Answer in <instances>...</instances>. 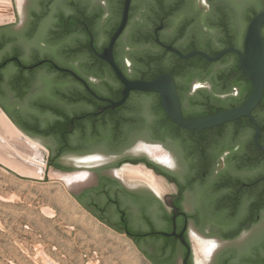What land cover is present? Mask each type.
I'll use <instances>...</instances> for the list:
<instances>
[{"label":"flooded vegetation","instance_id":"1","mask_svg":"<svg viewBox=\"0 0 264 264\" xmlns=\"http://www.w3.org/2000/svg\"><path fill=\"white\" fill-rule=\"evenodd\" d=\"M26 3L24 24L18 11L19 20L0 33V40L7 38V105L19 113L24 125H66L76 149L61 152L58 137H47L56 144L49 168L59 170L56 164H60L69 172L77 171L61 159L88 155L101 147L106 159L140 139L164 152L127 154L92 168L94 182L75 197L77 201L92 206L93 215L103 217L104 225L130 239L149 264H158L160 257L182 264L188 253L182 239L191 248L188 264H197V242L219 247L211 264H264V151L255 143L254 124L242 118L202 131H171V125L153 110L154 97L160 100L157 93L143 99L147 92L134 91L122 106L110 108L121 100L118 92L124 86L100 55L121 23L125 0ZM244 11L248 21L251 8L236 6L233 0H132L127 26L114 46L115 62L129 80L172 76L183 114L197 108L192 100L238 98L239 87L221 92L216 85V76L239 67L237 55L227 54L216 62L200 55L184 56L201 51L215 57L228 48L243 51L249 26L247 21L242 24ZM35 47L55 48L61 62L41 60ZM30 53L35 57L29 60ZM204 60L212 65L210 72ZM35 69L54 83L48 87L45 82L40 95L33 85ZM23 89L30 105L37 103L35 110L19 103ZM144 101L149 105L141 106ZM253 117L264 147L261 104ZM124 166L140 167L158 186L128 182L114 174ZM104 181L108 184L103 187Z\"/></svg>","mask_w":264,"mask_h":264},{"label":"water","instance_id":"2","mask_svg":"<svg viewBox=\"0 0 264 264\" xmlns=\"http://www.w3.org/2000/svg\"><path fill=\"white\" fill-rule=\"evenodd\" d=\"M256 1L257 0H233V3H235L236 6L241 5L242 7L251 8V11L254 6L257 10H262V4H258L259 1ZM3 2V6L5 7L6 11L0 13V16H4L3 19H0V33L7 31V25L14 24L16 20H19L18 11L20 12V20L23 25L25 21L24 11L27 8L26 0H3ZM131 2L132 0H125L121 23L116 32L111 37L108 47L104 50L103 54L100 55L102 59L107 61L112 66L118 79L124 86L121 100L111 104L110 108L122 106L129 98L131 92L136 91L159 94L164 112L177 127L183 130L202 131L205 129L219 127L230 122L238 121L242 118H248L254 124L256 129V134L254 137L255 143L261 150L264 151V147L259 143L261 128L259 123L253 117L254 110L264 99V8L249 23L245 35L243 51L236 48H228L218 53L215 57L201 51L193 52L188 56H184V58H189L194 55H200L210 62H216L227 54H235L239 58V69L248 77L252 86L251 94L243 104L232 109L219 112L212 116L187 120L184 117L182 101L178 94L175 80L172 76L164 74L155 80L149 81L129 80L115 62L114 46L127 26ZM262 2L264 5V0H262ZM241 19L242 24H246V11L243 12ZM23 29L24 28H21V30L19 29V32H21ZM2 41L3 39L0 40V42ZM35 50L37 52L35 54L43 61L49 59L51 63L54 61L61 62L60 55L55 48L35 47ZM35 54L30 53L29 60L30 57H35ZM6 58L7 46L0 54V61ZM24 61L28 63L27 59ZM11 67H13V64L10 65V68ZM37 71L38 69H35L32 72L35 74ZM5 75L7 76V70L5 71ZM6 76L5 82L7 83ZM45 82L47 83L48 87L54 85L53 79L51 77H47L42 74L40 75L38 72L36 80L33 83L36 94L38 93V90L44 89ZM41 87L43 88L41 89ZM5 91L7 93L6 85ZM40 92L37 95H40ZM33 98L37 99V96L32 97V99ZM19 99L22 101L19 103L24 109L35 110L34 106L36 105L31 106L29 99H27L25 96H22ZM220 99L225 101L226 96H222ZM4 100L7 105V98ZM140 105L148 106L149 104L144 101L140 103ZM7 112L0 105V154L3 156L2 158L0 157V161L6 167L15 171L21 176L34 179H44L46 176L47 181L61 180L65 183L67 189L74 197H78L79 194L87 188V186L94 182V178L92 177L93 175L90 173V170H92L94 167L111 163L119 157L127 154L150 153L158 156L159 153H164L160 150L156 151L157 147H150L146 141L140 139L136 145L127 148L122 152L113 153L109 158L106 159L104 157L106 154H104L105 151L103 147L99 148L96 152L89 153L88 155H68L61 159V163L65 166L76 168L77 171L66 172L55 170L54 168H49L51 154H55L56 144L53 139L47 137L42 138L38 137L37 135L30 134V136L37 137L38 139L35 140L31 138L12 120V118L14 120L16 119L17 123L19 124L21 121V119L18 118L19 113L13 111V109H11L8 105ZM12 134H14L13 139L16 141H13L11 136ZM17 141H19V143H17ZM114 174L118 177L124 178L128 182L140 181L152 184L153 186H158L157 180L148 172L142 170L140 167L124 166ZM127 233L129 234V232ZM182 240L188 251L187 255L182 260V264H188V260L191 255V248L184 239ZM217 248H219L217 245L206 246L203 242H197V264H211L213 262L215 250H217Z\"/></svg>","mask_w":264,"mask_h":264},{"label":"rangeland","instance_id":"3","mask_svg":"<svg viewBox=\"0 0 264 264\" xmlns=\"http://www.w3.org/2000/svg\"><path fill=\"white\" fill-rule=\"evenodd\" d=\"M0 264L149 263L63 181L21 176L0 161Z\"/></svg>","mask_w":264,"mask_h":264},{"label":"trees","instance_id":"4","mask_svg":"<svg viewBox=\"0 0 264 264\" xmlns=\"http://www.w3.org/2000/svg\"><path fill=\"white\" fill-rule=\"evenodd\" d=\"M259 1V2H258ZM256 2L261 3L262 4V10H263V3L262 0H257ZM262 10H257L254 6V8L251 11V14L248 18L247 21V26L249 25L250 21ZM7 46V38H5L2 42H0V54L3 51V49ZM213 55H216V52L213 53ZM230 58L233 57V55L231 54V56H229ZM4 62H7V58L0 61V105L3 107V109L7 112V106H5V101L4 99L7 98V93L5 91V85L7 87V83L5 82V71L7 70V65L4 66ZM204 66L208 69L207 72H210L212 68H210V66H212L209 62H207L206 60H204ZM216 85L219 87V89H221V92H228L231 90V88L233 87H239L241 90V96L238 98H228L225 101L222 99H216L211 97H206L204 98L202 101H196V100H192L191 101V105L192 106H197V108L194 109V111L192 112H185L184 116L187 120H192L195 118H202V117H208V116H212L215 115L219 112H223L229 109H232L234 107H237L241 104H243L250 96L251 94V90H252V86L251 83L248 79V77L243 74L240 70L239 67L236 65V67L234 68V70H230V72H225V73H221L220 75L216 76ZM26 88V87H25ZM27 89V88H26ZM23 89L18 97H22L25 96L27 90ZM121 92H122V88L119 89L118 92V97L121 96ZM143 99H147L151 98L152 96H154L151 93H142ZM153 98V97H152ZM155 99L153 100L152 103V107L153 110L155 112V114L160 118V117H164L165 120L167 121V123H169L171 125L170 129L172 130H178L181 131L182 129L177 127L165 114L162 105H161V101L159 100L158 97H154ZM37 103H35L34 105H36ZM261 107H264V99L262 100V102L260 103ZM61 114V113H59ZM20 121V120H19ZM262 124H264L263 120H260ZM241 123H245L247 125H251L252 123L249 120H242ZM16 124L27 134H35V135H43L45 137H58L59 143H60V149L59 151L61 152H68V151H72L75 150L76 148L73 147L72 143L70 142V140L67 137L66 134V125L64 123H60L59 125H52L48 128H42L40 125L38 124H23L17 123ZM22 124V125H21ZM139 161H134L133 163L136 164ZM56 168L61 170V171H66L69 172L71 169L64 167L60 164H56ZM103 187L106 186L108 183L106 181L102 182ZM102 191V190H101ZM79 202L81 204H83V200L79 199ZM83 207L85 209H87L89 212H93L92 214H96L95 211L93 210L92 206H87L85 204H83ZM100 221L103 220V217H101L100 215H95ZM158 264H174V258H164V257H160L158 260Z\"/></svg>","mask_w":264,"mask_h":264},{"label":"bare ground","instance_id":"5","mask_svg":"<svg viewBox=\"0 0 264 264\" xmlns=\"http://www.w3.org/2000/svg\"><path fill=\"white\" fill-rule=\"evenodd\" d=\"M1 120V119H0ZM14 134H12L11 136H12V139L14 138V136H13ZM13 141H16L15 139H13ZM17 143H19V141H17ZM24 146H26V145H24ZM27 147V146H26ZM22 172H24V171H22Z\"/></svg>","mask_w":264,"mask_h":264}]
</instances>
